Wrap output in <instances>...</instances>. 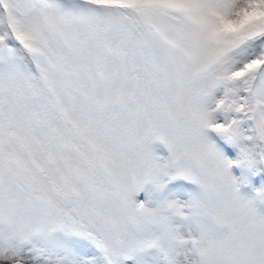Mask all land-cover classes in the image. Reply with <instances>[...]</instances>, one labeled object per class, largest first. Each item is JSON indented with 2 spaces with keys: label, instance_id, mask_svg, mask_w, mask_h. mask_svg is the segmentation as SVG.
I'll return each mask as SVG.
<instances>
[{
  "label": "snow or ice",
  "instance_id": "obj_1",
  "mask_svg": "<svg viewBox=\"0 0 264 264\" xmlns=\"http://www.w3.org/2000/svg\"><path fill=\"white\" fill-rule=\"evenodd\" d=\"M0 264H264V0H0Z\"/></svg>",
  "mask_w": 264,
  "mask_h": 264
}]
</instances>
